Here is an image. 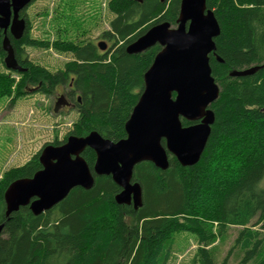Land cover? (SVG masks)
I'll use <instances>...</instances> for the list:
<instances>
[{"label":"trees","instance_id":"trees-1","mask_svg":"<svg viewBox=\"0 0 264 264\" xmlns=\"http://www.w3.org/2000/svg\"><path fill=\"white\" fill-rule=\"evenodd\" d=\"M180 3L109 0L115 17L100 36L105 49L97 39L81 44L33 38L26 7L23 37L17 40L7 32L25 70H8L0 49V65L6 69L0 71V98L11 97V107L26 95L63 89L78 118L65 138L56 137L52 144L94 130L113 141L126 137L125 123L144 90V73L161 46L141 53H128L126 47L157 23L175 25ZM207 6L221 28L210 54L220 93L211 104L215 121L200 160L183 166L170 154L166 170L150 161L137 164L134 180L143 187L137 210L115 201L121 188L111 175H95L91 188L74 187L41 214L22 206L7 216L5 190L42 168L39 150L0 179V264H167L168 244L180 231L197 237L193 264H217L211 245L230 226L239 230L220 264H229L235 249L242 252L239 264H264V0H207ZM27 46L52 47L73 58L64 69L51 71L30 58ZM234 71L248 72L233 76ZM82 155L93 169L95 151L87 147Z\"/></svg>","mask_w":264,"mask_h":264},{"label":"water","instance_id":"water-1","mask_svg":"<svg viewBox=\"0 0 264 264\" xmlns=\"http://www.w3.org/2000/svg\"><path fill=\"white\" fill-rule=\"evenodd\" d=\"M32 1L0 0V49L6 53L4 63L9 70H25L7 32L17 40L23 37L27 21L21 13ZM220 31L207 0H181L176 27L168 21L157 23L128 44V53H141L155 45L161 49L144 73V90L125 123L126 137L113 141L94 130L85 136L69 135L62 144L44 145L39 153L42 168L31 177L12 181L5 190L6 215L22 206L41 214L74 187L91 188L95 175H111L121 188L115 201L137 210L143 205V187L134 180L137 164L150 161L166 170L170 154L183 166L196 164L215 121L210 106L219 97L220 86L212 74L210 54L216 50L214 39ZM98 44L102 49L107 46L104 41ZM69 105L62 94L54 111ZM182 119L191 123L184 125ZM87 147L96 153L93 169L82 155ZM3 227L0 224V237Z\"/></svg>","mask_w":264,"mask_h":264},{"label":"rangeland","instance_id":"rangeland-1","mask_svg":"<svg viewBox=\"0 0 264 264\" xmlns=\"http://www.w3.org/2000/svg\"><path fill=\"white\" fill-rule=\"evenodd\" d=\"M109 0H35L26 14L31 24L30 35L41 40L61 38L83 44L90 39L106 41L101 33L110 28L115 14L108 8ZM173 27L177 26L172 25ZM109 44V42H107ZM30 58L51 71L64 69L73 56L56 49L27 46ZM8 69V68H7ZM9 70V69H8ZM0 71L6 69L0 65ZM19 79L18 75H15ZM65 91L53 95L42 92L18 98L9 107L11 97L0 98V179L6 170L26 163L32 155L55 138L64 139L78 118L74 107L54 112V105ZM62 109V108H61ZM239 227L230 226L227 233L211 245L217 264L227 255ZM167 264H193L198 241L194 233L180 231L173 234L169 244ZM242 252L235 249L229 264H239Z\"/></svg>","mask_w":264,"mask_h":264},{"label":"flooded vegetation","instance_id":"flooded-vegetation-1","mask_svg":"<svg viewBox=\"0 0 264 264\" xmlns=\"http://www.w3.org/2000/svg\"><path fill=\"white\" fill-rule=\"evenodd\" d=\"M0 40H1V38H0ZM66 98H67V97H66ZM67 100H68V99H67ZM68 101H69V100H68ZM69 102H70V101H69ZM55 105H56V102H55ZM55 105H54V106H55ZM74 105H75V104H74L73 102H70V105H69V106H64V107H61V108L63 109V108L71 107V106H74ZM61 108H60V109H61Z\"/></svg>","mask_w":264,"mask_h":264},{"label":"bare ground","instance_id":"bare-ground-1","mask_svg":"<svg viewBox=\"0 0 264 264\" xmlns=\"http://www.w3.org/2000/svg\"><path fill=\"white\" fill-rule=\"evenodd\" d=\"M3 34V33H2ZM2 38V37H1ZM20 72V71H19ZM211 107V106H210ZM55 112V111H54ZM136 167V166H135ZM71 192V191H70ZM11 215V214H10ZM2 224V223H1Z\"/></svg>","mask_w":264,"mask_h":264}]
</instances>
